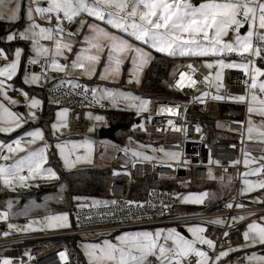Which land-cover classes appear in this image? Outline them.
Segmentation results:
<instances>
[{"label": "snow or ice", "instance_id": "1", "mask_svg": "<svg viewBox=\"0 0 264 264\" xmlns=\"http://www.w3.org/2000/svg\"><path fill=\"white\" fill-rule=\"evenodd\" d=\"M5 6V0H0V7ZM26 15L27 27L20 32H9L6 40L12 42L20 39L29 41L31 45L30 55L27 57L28 65L40 63L43 59L47 67L42 68L41 73L22 69L24 49L16 47L9 52L0 48V132L10 133L22 127L30 118L38 119L37 112L42 110V100L30 97L22 89H16L14 78L23 71V83L38 85L47 79L49 70L63 73L67 78L72 70H81L82 74L91 79L97 75V66L103 58V66L98 75L101 81L119 79L122 65L128 60L131 64L128 83H140V75L146 65L154 59L153 52L164 56L177 57H219L211 62L205 61L204 66L209 69L215 67L213 76L217 93L223 86V70L226 68H238L243 71L245 92L228 97L239 103L246 104L248 114L247 127L242 133V142L247 139L253 143L264 145V67L257 66L256 59L264 62V0H201L195 4L192 0H17L15 7L9 10L7 16L0 13V20L15 22L21 15ZM92 18V23H87L82 17ZM79 18L80 28L76 33L66 31L64 22L68 24ZM55 20V25L52 21ZM40 21H45L48 26H42ZM247 25L246 34L241 35L240 29ZM87 26L88 34L83 36V44L75 54L74 59L68 61L67 52H72L73 41L65 37H73ZM104 25V26H102ZM111 29V30H109ZM114 30V31H112ZM233 35L229 39V32ZM41 41H49L45 45ZM135 41V43H133ZM235 53L243 57V62L236 63L225 61V54ZM58 58H63L61 63ZM193 68L192 64L187 65ZM194 71V69H193ZM180 79L175 86L182 89L185 84L194 87L198 82L190 73L180 74ZM208 81V77H205ZM60 85L68 84L71 91H78L85 98L91 95V101L101 103L109 101L117 105L120 101H126L129 108L136 110L139 115L147 110L149 101L135 96L129 92H123L116 88L97 86L89 89L78 81L62 79ZM15 91L23 96V104L28 108L27 116L13 110V107L21 104V101L9 95V91ZM203 92L202 97L208 96ZM197 97L196 99H200ZM214 100H223L224 96L214 94ZM58 103V102H57ZM174 113V109H165ZM69 109L63 108L56 113V122L51 124L52 135L68 128L67 116ZM253 117H259L257 122ZM96 121L104 120L102 116L92 117ZM168 123L171 125L172 121ZM243 123V122H239ZM143 127V125H138ZM89 128V131H92ZM176 130H179L178 128ZM255 134V136L253 135ZM27 138V139H26ZM24 141V143H22ZM44 141L43 145L34 150H28L27 146ZM50 147L45 140L41 128L27 131L12 143H0V184L5 188L15 190L16 187H30L31 180L58 179L56 171L52 167H45L48 162L47 150ZM92 143L89 140L82 142L57 141L55 148L66 169H72L78 162L91 163ZM83 148L84 155H75L76 150ZM127 151V149L125 150ZM163 151V149H161ZM19 152L26 154L14 158ZM134 156H141L139 152H133ZM170 159L178 160L179 153H165ZM243 164L247 171L241 173L243 187L240 194L246 195L257 190H264V155L251 157L244 151ZM143 159H151L146 155ZM11 161V163H6ZM185 163H187L185 161ZM209 163H212L209 160ZM220 166V162H215ZM232 166L240 164L239 160L232 161ZM250 164L256 167L248 168ZM171 167L172 165H168ZM208 177L215 179L211 169ZM248 177H257L252 180ZM222 179V178H221ZM231 180V178H229ZM64 186H60V192ZM208 192L189 194L184 196L182 203L201 205L209 197ZM179 199V196H177ZM57 199H63L58 196ZM82 200V197H73ZM252 203H264V194L254 197ZM129 211L132 206L144 207L136 201H126ZM103 204L105 207L116 205L117 201H93V205ZM11 202L8 209L0 212V220H8L11 214ZM83 206V205H81ZM155 205H153L154 207ZM167 209L168 205H162ZM244 208L242 203H228L227 208ZM116 215V213H111ZM250 215H255L254 213ZM140 217H137L139 219ZM43 223L29 221L23 227L8 223V228L14 231H44L59 230L71 227L68 212L49 214L44 216ZM90 219V217H88ZM233 224H227L224 218H215L204 223L220 225L226 228H235L237 221L247 219L246 215L232 216ZM122 222V221H120ZM204 223L186 225V231L191 238H187L176 228L150 230L124 231L113 239H109L105 232L101 242L84 243L81 245L87 264H190L195 258V264H226L230 253L244 249L264 246V215L256 220H251L242 232L243 243L232 246L228 240L229 231L223 232V240L219 244L205 233ZM40 225L34 227L33 225ZM10 232H3L4 237ZM96 233H94L95 235ZM228 243L225 248L224 244ZM28 259L33 257L25 253ZM62 261H67L66 251L58 253ZM243 259L245 264H264V254L245 252ZM0 264H13L9 258L0 259Z\"/></svg>", "mask_w": 264, "mask_h": 264}, {"label": "built area", "instance_id": "2", "mask_svg": "<svg viewBox=\"0 0 264 264\" xmlns=\"http://www.w3.org/2000/svg\"><path fill=\"white\" fill-rule=\"evenodd\" d=\"M58 59L62 61V58ZM188 64H192L193 68H188ZM44 67L47 66L41 59L40 63L33 67L29 66L28 70L39 74ZM181 72L190 73L198 83L194 87L185 84L182 89L177 88L175 84L180 79ZM46 75L47 79L39 87L40 99L44 103L42 110L37 114L42 117L48 106L68 108L71 112L69 127L71 133L79 134L78 130L83 126L86 110L112 109L108 102H92L90 94L85 98L78 91H71L68 84L60 85L50 81V70ZM205 77H208V81H205ZM245 79L243 72L226 68L223 71V91L217 93L214 90L210 69L197 60L183 64L169 75L163 96L149 97L146 117L142 124L141 122L138 124L143 127L137 125L133 129V133L159 144L163 151L179 153L180 161L170 163L140 160L128 150L125 151V146L120 142L91 140L100 154H110L111 162L108 169L116 173L105 181L102 197L95 201L116 200L117 204L105 207L103 204L93 205L94 199L84 198L76 201L72 210L71 227L58 233H18L9 230L10 221L0 220V259L9 258L13 264H74L72 251L66 243L70 238H101L103 236L99 233L102 231L110 233L108 236H111L134 229L204 223L215 218H224L227 224L231 225L233 224L231 217L239 215H246L247 219L237 221L235 228L211 223L204 225L216 229L217 251L224 239L222 235L224 231H229L228 240L233 247L243 243L241 226L264 215V204L247 201L239 191L243 153L247 144L246 139L242 142V133L246 136L248 114L246 104L228 97L245 92ZM78 82L89 89L93 87L86 82ZM203 92H208L209 95L201 97ZM214 94L222 95L225 99L214 100L212 98ZM197 97L201 98L196 99ZM168 107L173 108L174 113L167 112L165 109ZM24 109L29 111L25 106ZM169 120L172 121L171 125L168 123ZM177 128L179 130H176ZM23 134L24 132L17 134L4 144L12 143ZM209 160L212 163H209ZM236 160H239L240 164L232 166L231 162ZM216 161L220 162V166L215 163ZM209 169L215 179L208 177ZM217 178L220 180L217 181ZM171 182L176 188L170 186ZM210 185L212 187L219 185L220 188L216 189L214 200L204 207L187 209L177 198L185 188ZM126 201H136L144 207L132 206L129 211ZM228 203L234 205L242 203L245 207L234 206L229 209L226 207ZM162 205L169 207L165 209ZM252 213L255 215H250ZM22 224H27V221ZM6 231L11 234L4 237L2 233ZM54 240L57 242L47 249H39V244ZM228 246V243L224 244L225 248ZM61 251H66L68 256L66 262L58 255ZM25 253H30L33 259L29 260ZM243 256L244 253L241 251L232 252L226 263L229 261L233 264H245ZM190 264H195V258Z\"/></svg>", "mask_w": 264, "mask_h": 264}, {"label": "rangeland", "instance_id": "3", "mask_svg": "<svg viewBox=\"0 0 264 264\" xmlns=\"http://www.w3.org/2000/svg\"><path fill=\"white\" fill-rule=\"evenodd\" d=\"M17 2V0H5V6L0 7V13H3L5 16L8 15L9 10L13 7H15V3ZM193 3L198 4L201 2V0H192ZM26 3V0H25ZM84 20L87 21V16H83L82 17ZM6 22H9L7 20H4ZM22 21V27L20 29H16L12 32H20L23 31V29L25 27H27V19H26V15H21L20 19H18L15 22H10V23H18ZM42 26H48L47 23L45 21H40ZM56 21L53 20L52 21V25H55ZM65 29H67V31L72 32V33H76V31H74V28H80L81 25L79 23V18L71 23L68 24L67 21L64 22ZM86 26V25H85ZM84 28V27H83ZM82 28V29H83ZM81 29V30H82ZM247 30V25L245 24V26L243 28L240 29V34H241V30ZM80 34V33H79ZM246 34V33H245ZM233 35V33L230 31L229 32V36L226 37L225 39H229L231 38ZM244 35V34H241ZM66 39H71L73 41V46H72V52H67L66 55L68 56V61L70 62L72 59H74V55L73 53L74 50L78 51L81 47H86V44H83V40H80L79 38H77V36H73V37H65ZM4 42L6 43V46H0V48H4L5 50L12 52L15 50L16 47H21L24 49V53H23V59H22V69L23 68H27L29 66L33 67L34 65H28L27 63V57L30 55L31 52V45L29 41H25V40H14L12 42H8L6 40V36L4 37ZM41 43H44L45 45H50L51 42L49 41H41ZM135 43V42H133ZM74 47V48H73ZM76 51V52H77ZM219 57H177L174 58L175 62L173 64L172 67V71L171 74L174 73L178 68H180L183 64L190 62L192 60H197V61H202V64L204 65L205 61L211 62L214 59H218ZM63 59V58H62ZM223 59H225V61H232V62H236V63H240L243 62V57L238 56L235 53L232 54H225L223 56ZM62 63H65L62 62ZM103 58L101 60L100 65L97 66V75H94L91 77V79H89L87 76L83 75L81 70L77 69V70H72L71 71V75L67 78L64 77L63 73H55L54 71L50 70V81H52L53 79H55L57 82H59L62 79H72L73 81H81L83 80L91 83L93 87H97L99 86H107L110 88H116L120 91L123 92H129L132 93L135 96H139L142 99H145L148 101L149 99V95H144L142 93L138 92V89L140 88V83L136 84V83H128V78H129V70L131 69V64L128 60L125 61V63L122 65V71H121V75L119 77V79L115 80V81H111V80H104L101 81L98 79V75L99 72L101 70V67L103 66ZM0 64H2V62H0ZM256 64L257 66H261L264 67V62H261L259 59H256ZM209 69V68H208ZM232 70H236V71H241L242 70L238 69V68H229ZM212 72V76H214L215 74V67L213 69H210ZM225 70V69H224ZM223 70V71H224ZM30 72H35L33 70H28ZM37 73V72H35ZM38 74V73H37ZM57 74L59 76H57ZM142 76V73L140 75V78ZM44 82V80H42L40 82V84L38 85H27L23 83V71H21V73L14 78V85L16 89H22L24 92H27L29 94L30 97H36L38 99H40V95L37 94L36 89L38 87H40V85ZM141 82V80H140ZM166 84V82H165ZM214 90L217 92V89L215 87V81H214ZM222 87L219 89L218 93H222ZM9 95L13 96L14 98L18 99L21 101V104L18 106L13 107L14 111H17L19 113H23L25 116H27L28 111L24 109V104H23V96L19 95L17 92L15 91H9ZM202 97V96H201ZM41 100V99H40ZM104 102V101H102ZM105 102H108L112 109H116V110H122V111H126V112H131V119H125V124H126V128L122 131L124 132H133V129L138 125L137 122L140 121L141 124L144 121L146 114H147V110L141 112L139 115L137 114L136 110L133 108H129L127 106V102L126 101H120L117 105H112L109 101L105 100ZM44 103V102H43ZM53 109L54 114L50 117H48L47 119H45L46 121L49 122V126L47 131L45 130L44 126H41L39 124L40 119L43 117L38 116V119H36L35 121L31 120L30 118L27 120L26 123H24L22 125L21 128L16 129L13 132L10 133H3L0 132V143L4 144L6 141H9V139L15 137V135L24 132L26 133L27 131H31L34 130L36 128H41L44 132V137L45 140L48 142V144L50 145V147L47 150V155H48V162L45 165V167H52L57 175H58V179H52V180H42L40 178H37L35 180H31L28 183L31 184L30 187H16L15 190H11L8 188H5L2 184H0V208H1V212L5 211L8 209V204L9 202H11V214L9 215L8 221H10V223L17 225L18 227H23L25 226L24 224H22L24 221H27V224L29 223V221H40L41 224L43 223V217L49 214H57V213H61V212H68L69 213V220L70 223L72 225V210L70 209V205L73 203V205L76 202V199H73V197H82L80 194L81 188H82V182L85 179V175H84V170L88 169V168H92V167H100V166H105V165H109L110 161V154H105L102 155L100 154L99 150L96 148V146L94 145V143L91 140H95V139H99V131L103 128H107L110 126V124H112L115 121V118L113 116L110 115V112H108L107 110H100V109H89L86 110L85 112V120L83 123V126L78 130V135L77 134H73L69 131V127H70V110L68 112V116H67V122L69 127L65 128L62 130V132H58L56 133L55 136L52 135V130H51V124L56 122V113L63 109L60 107H54V106H49ZM148 107V106H147ZM89 114H91L92 117L95 116H102L104 117V120L102 121H96L94 119H90L89 118ZM257 122L259 121V117H253ZM89 128H92V131H89ZM121 132V133H122ZM81 134V135H80ZM255 136V134H253ZM48 136H50V138H48ZM121 137V136H120ZM144 138V137H143ZM84 140H89L92 143V152H91V163H87V162H78L76 163L75 167H73L72 169H66L62 159L59 156L58 151L55 148V144L57 143V141H73V142H82ZM247 144H246V149L245 151L249 152L251 157H257L259 158L260 156L264 155V145H261L259 143H253L250 142L246 139ZM44 141H37L34 144L28 145L27 148L28 150H34L36 148H39L43 145ZM122 144H124L125 148L133 155V152H139L142 155L141 156H135L136 158L140 159V160H158V161H164V162H170V163H177L180 161V155H179V159L178 160H172L170 159L167 155H165V153H169L166 151H161V146L159 144H155L152 143L150 141H148L146 138L144 139V141L142 139H137V138H132V136L126 137ZM52 153L55 156V158L57 159V162L59 163V166L61 167V170L67 175L66 176V181H63L61 179L60 176V172L58 170V168L56 167L55 164L50 165V153ZM25 152H19L15 155L14 158H18L20 156L25 155ZM85 154V150L83 148L76 150L75 154L73 155V159L75 157V155H84ZM148 156L151 157V159H143L142 156ZM134 156V155H133ZM244 159V156H243ZM6 163H11V161H8ZM257 165L255 164H250L248 166V168H252V167H256ZM248 169L245 168L244 164L242 163V173L247 171ZM116 175V173L113 172V176ZM243 179V177H242ZM242 179H241V188L243 187L242 184ZM248 179H252L255 180L257 179V177H248ZM220 179L217 178V181H219ZM63 185L64 186V191L61 193L60 192V186ZM53 186L54 189L53 190H48L50 189V187ZM69 186L72 187V191L73 193H70V195L68 194V189ZM220 188L219 185H216L214 187H212V185L207 186V187H189V188H185L184 190H181L180 195H179V199L180 201L183 199L184 196H187L189 194H198L201 192H208L210 195L208 198L205 199L204 203L201 205H197V204H191V203H182L184 205V208L187 209H198L201 207H204L206 205H208L209 203H211L214 198L216 197V189ZM262 194H264V190H257L254 191L252 193H248L246 196L248 197L249 201H252L254 197H259L262 196ZM58 196H62L63 199H57ZM83 198V197H82ZM258 219V218H256ZM253 219V220H256ZM251 221V220H250ZM250 221L246 222V224L242 227V231H244L246 229V225L247 223H249ZM189 224H197V223H187L184 225H170V226H162V227H152V228H142V229H134V230H129V231H136V230H150V231H154L156 229H168V228H176L179 232H181L183 235H185L187 238H191L190 234L186 231V225ZM34 227H39L40 225H33ZM207 229L206 231V235L209 236L210 238H213L214 240H216V229L215 228H210L206 225H204ZM70 228V227H69ZM68 228H63V229H59V230H44V231H32L29 230L27 232L24 231H16L18 233H36V232H44V233H58L60 231H64ZM10 230V229H9ZM123 232H120L118 234L115 235H111L108 236L109 239H113L114 241V237L122 234ZM104 237L101 238H81L78 239L77 241V245L76 248L79 251V253L83 256V261L84 264H87V259L84 255V251L81 247L82 244L84 243H97V242H101L102 239ZM55 242H57V240L54 241H50L48 243L45 244V246H41L39 247L40 250H44L47 249L49 246H51L52 244H54ZM243 252H256L257 254H264V246H257L255 248H250V249H244Z\"/></svg>", "mask_w": 264, "mask_h": 264}, {"label": "trees", "instance_id": "4", "mask_svg": "<svg viewBox=\"0 0 264 264\" xmlns=\"http://www.w3.org/2000/svg\"><path fill=\"white\" fill-rule=\"evenodd\" d=\"M22 27V21L18 23H10L4 20H0V46H6L4 42V37L9 33L16 29H20ZM154 59L151 61L144 80L139 88L138 92L144 95L151 96H163L166 92V85L165 82L168 79L169 75L171 74L173 64L175 62L174 58L164 56L163 54L153 52ZM38 95L39 87L36 89ZM110 112V115L115 118V121L112 123L114 125L125 124V119H131V112H126L122 110L110 109L107 110ZM53 109L51 107H46V112L44 113L43 117L40 119L39 124L44 126L45 130L47 131L49 122L46 121L48 117L52 116ZM125 118V119H124ZM111 125V124H110ZM125 128L121 129L116 133V138L122 144L123 140L126 137L132 136V138L142 139L144 138L141 135H137L133 132H122ZM122 132V133H121ZM121 136V137H120ZM50 138V136H48ZM10 140V139H9ZM124 145V144H123ZM50 165L55 164L60 172L61 179L65 182L66 181V174L61 170L57 159L52 153H50ZM85 179L82 182V188L80 194L82 197L86 199H94L100 200L103 193V186L105 181L113 176V171L111 169H102L100 167H92L84 170ZM170 186L172 188H176V185L171 182ZM180 188V187H179ZM191 188V187H190ZM54 187L51 186L48 190H53ZM73 193L72 187L69 186L68 194ZM71 196V195H70ZM73 203L70 205L69 210H73ZM78 239L70 238L66 240V243L69 245L72 255L74 258V264H84L83 256L79 253L76 248ZM48 242H44V244H39L38 247L45 246ZM243 252V250H241Z\"/></svg>", "mask_w": 264, "mask_h": 264}, {"label": "crops", "instance_id": "5", "mask_svg": "<svg viewBox=\"0 0 264 264\" xmlns=\"http://www.w3.org/2000/svg\"><path fill=\"white\" fill-rule=\"evenodd\" d=\"M93 22V20H92V18H89V17H87V23H92ZM102 26H104V25H102ZM77 29L78 28H74L73 30L74 31H77ZM109 30H111V29H109ZM112 31H114V30H112ZM246 33V30L245 29H243V30H241V34H245ZM86 34H88V29H87V26H84V28L80 31V34H77L76 36H77V38H79L80 40H83V36L84 35H86ZM133 42H135V41H133ZM74 48V47H73ZM77 51V50H76ZM76 51L74 50V52L76 53ZM75 53H73V55L75 54ZM153 54V53H152ZM61 63L62 62H64V60L62 59V61H60ZM200 62L202 63V61L200 60ZM150 63H151V61L149 62V64L148 65H146L145 67H144V69H143V71H142V76H141V78H140V80H141V82H140V84H142V82H143V80H144V77H145V75H146V71H147V69H148V67H149V65H150ZM56 73V72H55ZM57 76H59L58 74H57ZM81 81H83V80H81ZM52 82H56V83H59V82H57L55 79H53L52 80ZM84 82H86V81H84ZM86 83H88V82H86ZM88 84H91V83H88ZM92 85V84H91ZM140 87H141V85H140ZM139 90V89H138ZM38 94V93H37ZM40 95V94H39ZM54 114V112L52 113V115ZM70 116H71V112H70ZM16 136V135H15ZM109 165H110V163H109ZM109 165H105V166H100V168H102V169H108L109 168ZM242 179V178H241ZM247 201H249L248 200V197H246V196H243ZM84 198V197H83ZM76 201H80V200H76ZM249 202H251V201H249ZM252 203V202H251ZM1 204V203H0ZM254 204H264V203H254ZM246 223H244L242 226H241V228L245 225ZM243 253H245V252H243ZM226 264H233V263H230L229 261L226 263Z\"/></svg>", "mask_w": 264, "mask_h": 264}, {"label": "water", "instance_id": "6", "mask_svg": "<svg viewBox=\"0 0 264 264\" xmlns=\"http://www.w3.org/2000/svg\"><path fill=\"white\" fill-rule=\"evenodd\" d=\"M139 123L140 121L137 122V124ZM126 127H127L126 124H119V125L111 124L109 127L103 128L99 131V139L110 140L114 143H118L119 141L116 138V133Z\"/></svg>", "mask_w": 264, "mask_h": 264}]
</instances>
